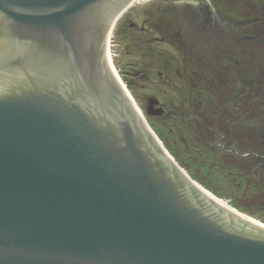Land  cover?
I'll use <instances>...</instances> for the list:
<instances>
[{
	"label": "water",
	"instance_id": "1",
	"mask_svg": "<svg viewBox=\"0 0 264 264\" xmlns=\"http://www.w3.org/2000/svg\"><path fill=\"white\" fill-rule=\"evenodd\" d=\"M129 2L0 0V264H264V226L189 178L112 69Z\"/></svg>",
	"mask_w": 264,
	"mask_h": 264
},
{
	"label": "rangeland",
	"instance_id": "2",
	"mask_svg": "<svg viewBox=\"0 0 264 264\" xmlns=\"http://www.w3.org/2000/svg\"><path fill=\"white\" fill-rule=\"evenodd\" d=\"M210 2L221 17L264 18V0ZM120 18L111 34L114 62L156 137L193 181L242 211L229 195L234 194L246 214L264 222V192L251 189V176L221 159L218 135L201 125L198 98L208 94L201 81L213 82L208 71L213 64L217 78L229 73L233 92L256 96L264 105V51L257 48L264 42V19L244 26L247 34L262 30L258 39L244 41L234 28L206 31L203 16L192 15L183 3L150 0L128 7ZM238 80L239 90L233 84Z\"/></svg>",
	"mask_w": 264,
	"mask_h": 264
},
{
	"label": "flooded vegetation",
	"instance_id": "3",
	"mask_svg": "<svg viewBox=\"0 0 264 264\" xmlns=\"http://www.w3.org/2000/svg\"><path fill=\"white\" fill-rule=\"evenodd\" d=\"M169 1L176 4L182 3L175 2L174 0ZM193 8L196 9L202 7L193 6ZM207 19L209 20L206 25V31H209L210 27H223V30L225 28L228 30L234 28L236 32L240 34V37L243 38L244 41H247L250 39H258L261 36L262 30L259 29L258 31H255L254 34H247L244 32V26L263 21L264 18L260 16L237 18L236 16L234 17L228 14L219 17L217 13L214 18L209 12V17ZM171 34L172 33L169 35ZM176 48L178 49V52L181 54L183 53L181 46L176 45ZM257 48L260 51H264V42L261 44V47ZM242 49L245 51L247 50L246 47H243ZM188 53L190 52L187 50L186 55H189ZM208 67L209 75L213 82L210 84L209 80L207 83L201 81L208 93L207 96L201 95L198 97L200 98V103L203 104V109L199 110L201 125L204 128L209 129L215 135H218V137H216V145L220 146L221 149L228 153L233 152L238 157L242 158L244 162L250 163L249 167L252 166L256 182L260 179L264 180L263 101L256 96L253 97L246 95L245 93L237 94L236 92H233L234 90L229 88L231 83L229 73L226 72V74L222 75V78H217L213 69V64H209ZM233 84L239 90L238 87L239 84L241 85V80H238V85H236L235 82ZM252 97L254 100H251ZM248 99L249 101L247 102ZM235 150L241 153L249 152V154L241 156Z\"/></svg>",
	"mask_w": 264,
	"mask_h": 264
},
{
	"label": "bare ground",
	"instance_id": "4",
	"mask_svg": "<svg viewBox=\"0 0 264 264\" xmlns=\"http://www.w3.org/2000/svg\"><path fill=\"white\" fill-rule=\"evenodd\" d=\"M150 0H130L129 4L124 8L122 9L118 14L117 16L115 17L113 23H112V26L110 27L109 31H108V34H107V38H106V55H107V58H108V61L112 67V69L114 70V72L117 74L118 78L120 79V81L122 82V84L124 85V88H126V92L128 93L129 97L131 98L132 102L135 104L136 108L138 109V111L140 112V114L142 115V117L144 118V120L146 121L144 115L142 114L138 104L136 103V101L134 100L132 94L130 93V91L128 90V88L126 87L125 83L123 82L118 70H117V67L115 65V62H114V54L111 50V34H112V30H113V27L115 26L118 18L122 15V13L128 8V7H131V6H135L137 4H144L146 2H148ZM158 1H169V0H158ZM175 2H182L181 0H174ZM12 43L9 39L8 36H5V34L3 33H0V49L1 48H4V47H8V46H11ZM8 75H6V73L4 74H1L0 73V82H2ZM147 123V121H146ZM148 124V123H147ZM149 126V124H148ZM150 130L152 131L151 127L149 126ZM153 132V131H152ZM154 134V132H153ZM154 136L156 137V135L154 134ZM156 139L158 140V142L162 145V147L164 148L165 152L168 154V156H170V158L181 168V166L175 161V159L168 153V151L165 149L164 145L161 143V141L158 139V137H156ZM182 169V168H181ZM183 170V169H182ZM184 171V170H183ZM185 172V171H184ZM186 173V172H185ZM187 174V173H186ZM188 175V174H187ZM189 176V175H188ZM190 178V177H189ZM194 183L199 187L201 188L206 194H208L210 197H212L214 200H216L217 202H219L220 204L224 205V206H227L229 208H232L233 210H237L239 212H241L243 214V216H245L246 218H248L249 220L253 221V222H256L260 225H263L264 226V222H261L251 216H249L248 214H246L245 212L243 211H240L236 208H234L233 206H231L228 202H226L225 200L217 197L216 195H214L213 193L209 192L207 189H205L204 187H202L200 184H198L197 182L194 181Z\"/></svg>",
	"mask_w": 264,
	"mask_h": 264
},
{
	"label": "trees",
	"instance_id": "5",
	"mask_svg": "<svg viewBox=\"0 0 264 264\" xmlns=\"http://www.w3.org/2000/svg\"><path fill=\"white\" fill-rule=\"evenodd\" d=\"M121 17V16H120ZM120 19L121 18H119L118 20H117V23H116V25L118 24V22L120 21ZM116 27V26H115ZM115 32H116V30L114 29V35H115ZM128 83V82H127ZM128 88V87H127ZM263 110H264V105H263ZM150 126V125H149ZM215 135H212V138H213V140H215ZM163 145H164V143L163 142H161ZM166 146V145H165ZM164 146V147H165ZM217 147L218 148H220V146H218L217 145ZM166 148V147H165ZM221 149V148H220ZM221 155H220V157H221V159H223L224 161H226L227 163H229V164H232V165H234V166H236L237 168H239V173H240V175L241 176H244L245 178H247V179H249V177L251 176V178H252V182L251 183H249L250 185H251V189H253V190H258V189H260V192H264V180H262V179H260L259 181H257L256 182V180H255V175H254V173H253V169H252V166H250L249 167V164L250 163H246V162H244V160L242 159V158H240V157H238L235 153H233V152H231V153H228V152H226L225 150H223V149H221ZM178 155V154H177ZM179 157V156H178ZM180 159V158H179ZM200 179V178H199ZM264 179V178H263ZM201 180V179H200ZM202 181V180H201ZM203 182V181H202ZM201 182V183H202ZM202 184H204V185H206L207 187L209 186L210 187V185H207V184H205V183H202ZM249 185V186H250ZM208 187V188H209ZM213 191V190H212ZM215 191V190H214ZM213 191V192H214ZM215 192H218V191H215ZM218 193H221V192H218ZM216 194V193H215ZM222 194H224V193H222ZM217 195V194H216ZM225 195V194H224ZM230 195V197L232 198V200L234 201V202H237L243 209H245L244 207H243V205L241 204V201H240V199H238L234 194H229ZM219 196V195H218ZM226 196V195H225ZM221 197V196H220ZM223 200H225L226 202H228L227 200H229V198H225V197H221ZM243 209H242V211H243ZM244 212V211H243Z\"/></svg>",
	"mask_w": 264,
	"mask_h": 264
}]
</instances>
